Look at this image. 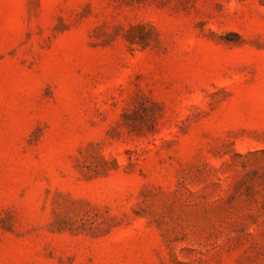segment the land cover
<instances>
[{"label":"rangeland","instance_id":"rangeland-1","mask_svg":"<svg viewBox=\"0 0 264 264\" xmlns=\"http://www.w3.org/2000/svg\"><path fill=\"white\" fill-rule=\"evenodd\" d=\"M0 264H264V0H0Z\"/></svg>","mask_w":264,"mask_h":264}]
</instances>
